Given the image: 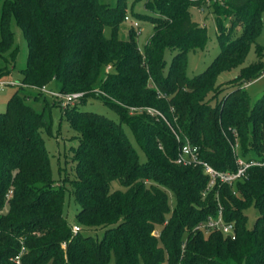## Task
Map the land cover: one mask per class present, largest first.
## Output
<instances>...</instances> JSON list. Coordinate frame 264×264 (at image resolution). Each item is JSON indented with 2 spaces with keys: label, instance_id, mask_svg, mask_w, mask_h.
Segmentation results:
<instances>
[{
  "label": "trees",
  "instance_id": "16d2710c",
  "mask_svg": "<svg viewBox=\"0 0 264 264\" xmlns=\"http://www.w3.org/2000/svg\"><path fill=\"white\" fill-rule=\"evenodd\" d=\"M128 1L0 0V80L16 66L12 22L28 49L20 85L0 112V264H18L19 252V264H264V166L248 167L231 186L206 189L200 165L174 161L180 143L172 132L197 145L218 170L235 169L232 129L243 158L264 160V93L250 103L245 88L264 73V45L256 42L264 0L210 1L219 50L191 76L187 53L203 49L208 37L189 8L209 0H145L141 11L134 8L139 0ZM127 11L152 26L142 50L136 28L123 26ZM252 44L255 60L242 65ZM237 67L222 92L218 75ZM41 85L84 94L62 106L31 87ZM89 95L119 122L84 108ZM29 98L40 100V108ZM51 105L77 133L68 157L74 172L62 178L79 204L72 221L64 216L65 187L52 176L42 135L50 132ZM217 199L234 238L195 228L214 216ZM250 206L257 211L252 226ZM73 223L81 229L73 232ZM97 229L99 237L91 234Z\"/></svg>",
  "mask_w": 264,
  "mask_h": 264
},
{
  "label": "rangeland",
  "instance_id": "374dc122",
  "mask_svg": "<svg viewBox=\"0 0 264 264\" xmlns=\"http://www.w3.org/2000/svg\"><path fill=\"white\" fill-rule=\"evenodd\" d=\"M99 1L109 3L110 5H113L115 3V0H99ZM130 1L131 0H129L128 2ZM144 1L145 0H139L135 4L134 8L140 11L143 10ZM210 1L211 0L206 1L205 4L199 7L189 8L192 19L206 27V33L208 37L206 45L203 49H195L187 53L186 72L189 76L202 71L206 67V65L213 59V57L217 54L219 50L216 42L215 23L212 12L213 8H211L212 6ZM126 14L128 16V19H124L123 21L124 27H128L131 24L130 21L133 19L131 18L129 11H127ZM137 21H138V25L135 26L137 30L139 29V34L137 36V44L139 49L142 50L145 41L152 33V26L147 21H141V20L140 21L137 20ZM11 29L13 31L14 43L18 46V53H17L15 68L12 69L9 75H5L4 79L19 81L21 78L19 69L24 67L26 62V55L28 50L27 42L22 31L14 22L11 23ZM104 34L109 35L108 27L104 28ZM256 42L264 45V16H263L262 28L260 33L256 37ZM253 60H255V54L252 44L248 51L246 59L244 60L242 65H245ZM106 68L108 69L109 65ZM238 69L239 67L221 72L216 79L215 85L221 88L222 92H225V90H227L231 85L229 80H231L238 73ZM49 87L53 88L52 85H49ZM16 88H17L16 85H5L4 88L0 90V112L4 111L7 99L15 91ZM245 88L247 94L250 97V103H253L257 97L261 96V94L264 93V73L260 75L258 78L254 79L253 81L247 83L245 85ZM43 94L51 102L52 96L45 93ZM211 94L212 93L208 94V96H210ZM57 98L63 100L62 98L59 97ZM77 100H74L70 104H73ZM28 101L32 102L37 108H40L41 106V104L39 103L40 100L35 102L32 100V98H29ZM84 108L97 111L113 119L115 122H119L118 114L113 109H110L106 105H103L101 103V100L95 96H91V95L87 96ZM133 109L139 110L141 108H133ZM50 116H51L50 132L48 134L43 130L42 135L44 137L45 147L47 149L50 158V164L52 167V176L54 180L60 179L59 182H61L65 187L64 211H63L64 216L69 221H72L75 212L79 208V204L73 201L69 191V183L65 180H62V178L64 177L65 173L70 174L74 172L75 162L70 160V158L68 157L71 156V147L76 146L77 144V138H76L77 133L72 128L69 127L67 120L64 117H62L59 106L51 105ZM121 125L127 137L129 138L130 142L135 147L140 161H145V155L143 151L136 144L131 129L127 124L123 122H121ZM118 187L119 186L116 182L112 184V188H118ZM167 194H168V205L170 208H172L175 202L174 195L170 190L167 191ZM245 213L247 215V225L252 226L253 221L257 216L256 209L253 206H250L245 210ZM73 225H77L81 229V226L78 223H73ZM91 234L99 237L102 235V230L97 229V231L94 232H92L91 230Z\"/></svg>",
  "mask_w": 264,
  "mask_h": 264
},
{
  "label": "built area",
  "instance_id": "2783aa9c",
  "mask_svg": "<svg viewBox=\"0 0 264 264\" xmlns=\"http://www.w3.org/2000/svg\"><path fill=\"white\" fill-rule=\"evenodd\" d=\"M124 19H128V16L127 15L124 16ZM130 23L134 28H136L135 26L138 25V21L135 19H132ZM136 32L137 34H139V29L137 30L136 28ZM5 85H20V82L14 80L1 79L0 90H2ZM31 87L45 94H48L52 97L62 98L63 99L61 100L62 106L72 103L74 100H77L79 97H81L84 94L83 91L61 93L56 89L49 87V85L31 86ZM146 110L150 113L161 115V117L165 119V117L154 108L146 107ZM173 118L175 119V116H173ZM231 131L234 136L233 141H230V147L234 157V164H235L234 170H218L214 168L211 164H209L207 161H205L199 156V147L197 145L191 144L188 141V139L182 137L179 132L172 129V132L176 140L180 143L174 161L177 164H183V165H194V166L200 165L203 168L204 172L208 175V183L206 189L211 188L215 184L218 185L227 184L230 186L233 185V183L236 180L244 178L246 176L248 167L252 165L264 166V160H246L245 158H243L239 153L237 132L234 129H232ZM9 193L10 191L8 192V194ZM195 228L205 231H209L211 229H219L224 236H229L230 238H234L235 236L234 224L232 222L224 221L222 216V205L220 204L218 199H217V209L214 216H208L204 221L199 222L195 226ZM77 230H79V227L77 225H73L72 231L75 232ZM62 247H65V243H62ZM20 254L21 252H19L14 258L15 262L18 264H19Z\"/></svg>",
  "mask_w": 264,
  "mask_h": 264
}]
</instances>
